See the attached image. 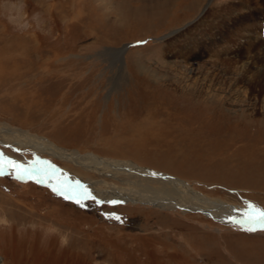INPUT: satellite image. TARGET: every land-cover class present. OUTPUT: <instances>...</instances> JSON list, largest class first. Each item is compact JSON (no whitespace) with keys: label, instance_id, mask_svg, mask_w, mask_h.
I'll list each match as a JSON object with an SVG mask.
<instances>
[{"label":"rangeland","instance_id":"rangeland-1","mask_svg":"<svg viewBox=\"0 0 264 264\" xmlns=\"http://www.w3.org/2000/svg\"><path fill=\"white\" fill-rule=\"evenodd\" d=\"M0 123L264 209V0H0ZM0 150L35 174L129 186ZM34 179L0 166L3 264H264L260 226Z\"/></svg>","mask_w":264,"mask_h":264},{"label":"bare ground","instance_id":"bare-ground-1","mask_svg":"<svg viewBox=\"0 0 264 264\" xmlns=\"http://www.w3.org/2000/svg\"><path fill=\"white\" fill-rule=\"evenodd\" d=\"M160 8L161 10H165L167 7L166 5H161ZM21 45L22 44L20 43V46ZM113 52L116 54V56L120 58L123 54L121 49L114 50ZM10 65L13 64L8 63V67ZM11 75L14 76V74L12 73ZM0 143L22 147L30 146L33 149L39 151L40 153H46L48 155H52L66 161H71L76 165H81L95 172H98L100 174L102 173L106 176H110L115 179H119V175H126V183L130 186H119L116 184L107 183L105 182V180H93L88 182L76 181L74 179H64L57 177V174L44 176V174H35L31 171V169H29L25 165L23 166L25 170L23 172L28 177H34L38 181L43 183L57 184L60 186V188L67 189L69 193H72L74 195L83 197L87 195L100 199L102 193L105 194L107 192L108 194H113L116 197L115 201L137 200L142 203H152L155 206H158L159 208L163 209L182 208L183 210L188 211L202 210L207 214L215 216L217 219H220L227 223H250L247 221L246 218L245 210L247 209H234L222 207L217 203L209 202V200L200 193L199 195L197 194V192L194 193L192 190H188L185 186H189L183 181H181L180 178L175 176L172 177L167 174L157 172L155 170L154 172L150 168H145L144 170L140 166H137L132 162L108 160L98 158L94 155L83 156L77 150H69L64 147H59L55 143L45 139L44 137L30 134L26 131H21L18 128H13L5 123H0ZM9 156L10 155H8L6 152L0 150V162H4L2 163V168H13L5 162L7 160L15 161L17 162V165H23L19 164L20 162L18 163L16 159H12ZM73 181L75 182L73 183ZM155 182H158L159 186H154L152 184ZM132 183H136V185L139 186V189L132 188ZM93 185L100 186V188H98L99 192L101 193L100 196H97V192H93L95 190ZM185 188L188 191H186ZM106 195L107 194H105V196ZM105 196L102 195V198H106ZM251 212L255 211L252 210ZM229 217H236V220H230ZM253 225L261 227L260 224ZM0 264H3L2 260H0Z\"/></svg>","mask_w":264,"mask_h":264},{"label":"snow or ice","instance_id":"snow-or-ice-1","mask_svg":"<svg viewBox=\"0 0 264 264\" xmlns=\"http://www.w3.org/2000/svg\"><path fill=\"white\" fill-rule=\"evenodd\" d=\"M10 167H19V169L23 172L25 171L22 165H17V162L12 160L5 161ZM2 163L0 162V166H2ZM79 203V201H77ZM110 203H117L116 201H110ZM254 207V206H253ZM246 212V218L247 221L253 224H260L262 228H264V209H257L255 212H251L248 210H245ZM119 219V217H117ZM230 220L235 221L236 217H229ZM248 231H255V228H249Z\"/></svg>","mask_w":264,"mask_h":264},{"label":"water","instance_id":"water-1","mask_svg":"<svg viewBox=\"0 0 264 264\" xmlns=\"http://www.w3.org/2000/svg\"><path fill=\"white\" fill-rule=\"evenodd\" d=\"M152 171H154V170H152ZM155 172V171H154Z\"/></svg>","mask_w":264,"mask_h":264}]
</instances>
